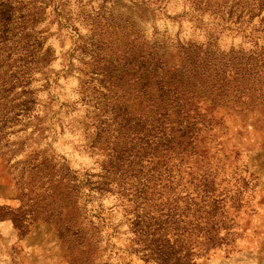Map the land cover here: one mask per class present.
Masks as SVG:
<instances>
[{
  "label": "rangeland",
  "instance_id": "rangeland-1",
  "mask_svg": "<svg viewBox=\"0 0 264 264\" xmlns=\"http://www.w3.org/2000/svg\"><path fill=\"white\" fill-rule=\"evenodd\" d=\"M247 9L238 0H0V264H155L133 240L136 171L112 166L114 139L96 127L112 121L106 103L131 98L107 90L115 79L101 74L123 42L171 64L190 45L209 48L226 65L228 95L208 98L220 123L196 155L171 175L147 156L140 177L163 194L154 202L163 218L177 205V229L166 230L184 238L177 264H264V10ZM206 229L226 235L213 245Z\"/></svg>",
  "mask_w": 264,
  "mask_h": 264
},
{
  "label": "trees",
  "instance_id": "trees-1",
  "mask_svg": "<svg viewBox=\"0 0 264 264\" xmlns=\"http://www.w3.org/2000/svg\"><path fill=\"white\" fill-rule=\"evenodd\" d=\"M238 1L248 4L251 17L254 15L251 11L264 10V0ZM119 49L120 53L105 59L101 74L115 79L111 80L112 86L106 87L107 90L131 98L130 101L106 103L114 113L112 121L109 118L100 120L96 127L99 133H106L108 139H114L111 144L116 153L115 160L108 159L112 166L123 170L121 174L136 171L132 184L135 196L131 204L134 215L131 223L133 240L141 244L143 258L155 264H177L182 259L177 254V247L182 246L184 238L178 231L172 237H167L166 233L167 228L177 229V205L173 207L175 212L171 216L168 214L169 217L163 218L160 206L164 204H154L162 199L163 194L156 198L159 191L151 185L152 178L141 180L140 172L147 156V160L152 161L158 156L156 163L162 158L167 175H171L185 159L196 155L200 141L206 136L204 131H210L220 123L219 120L214 121L212 115L214 107L218 106L217 100L209 102L208 98L228 95L226 85L230 81L225 77L226 65L212 62L209 48L203 51L194 45L185 48L180 53V62L175 64L169 63L156 49L143 52L136 43H119ZM116 80L130 83L131 88L119 85ZM213 203L208 200V208ZM208 219L206 214L201 221L208 223ZM164 223L169 224L164 227ZM201 235L205 242L211 241L215 245L220 244V239L226 234L206 229Z\"/></svg>",
  "mask_w": 264,
  "mask_h": 264
}]
</instances>
